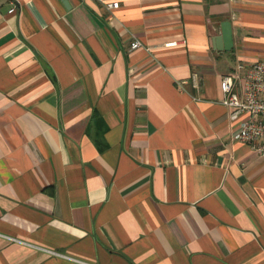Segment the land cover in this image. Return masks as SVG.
<instances>
[{"label": "crops", "instance_id": "1", "mask_svg": "<svg viewBox=\"0 0 264 264\" xmlns=\"http://www.w3.org/2000/svg\"><path fill=\"white\" fill-rule=\"evenodd\" d=\"M262 56L264 0H0V264H264Z\"/></svg>", "mask_w": 264, "mask_h": 264}, {"label": "built area", "instance_id": "2", "mask_svg": "<svg viewBox=\"0 0 264 264\" xmlns=\"http://www.w3.org/2000/svg\"><path fill=\"white\" fill-rule=\"evenodd\" d=\"M109 11L120 7V0H98ZM15 7L11 9V12ZM177 42H169L176 44ZM140 40L132 42V48L141 46ZM197 83V76H193ZM181 84L186 83L181 81ZM221 102L230 109V119L238 121L233 139L249 144L264 154V56L252 61H239L235 69L221 81Z\"/></svg>", "mask_w": 264, "mask_h": 264}]
</instances>
